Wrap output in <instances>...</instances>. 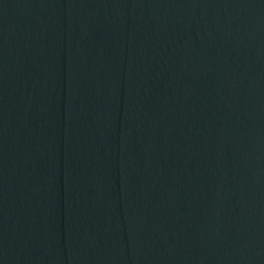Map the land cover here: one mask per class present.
I'll use <instances>...</instances> for the list:
<instances>
[{"label": "water", "instance_id": "1", "mask_svg": "<svg viewBox=\"0 0 264 264\" xmlns=\"http://www.w3.org/2000/svg\"><path fill=\"white\" fill-rule=\"evenodd\" d=\"M0 264H264V0H0Z\"/></svg>", "mask_w": 264, "mask_h": 264}]
</instances>
